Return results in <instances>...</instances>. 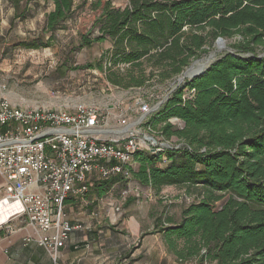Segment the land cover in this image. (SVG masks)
<instances>
[{"label": "trees", "instance_id": "16d2710c", "mask_svg": "<svg viewBox=\"0 0 264 264\" xmlns=\"http://www.w3.org/2000/svg\"><path fill=\"white\" fill-rule=\"evenodd\" d=\"M44 1L53 4L41 27L48 35L17 47H52L86 3ZM92 9L97 16L73 49L111 46L77 68L99 70L124 90L166 86L218 38L237 39L203 74L155 100L162 103L144 126L160 144L136 151L123 173L94 181L87 193H121L130 182L156 195L184 187L194 199L179 218L166 208L152 215L153 232L178 260L264 264V0H128L125 7L97 0ZM7 232L0 228V236Z\"/></svg>", "mask_w": 264, "mask_h": 264}, {"label": "rangeland", "instance_id": "374dc122", "mask_svg": "<svg viewBox=\"0 0 264 264\" xmlns=\"http://www.w3.org/2000/svg\"><path fill=\"white\" fill-rule=\"evenodd\" d=\"M83 1L86 2L83 4L84 7L73 22L68 23V29L57 32L52 47L33 50L16 45L22 40L48 35H42L41 27L44 21L43 13L52 8V3L46 5L44 0H0V49H5L3 57L0 51L1 98L22 107L73 109L79 104L94 106L101 111L107 129L115 130L129 126V130L119 134L125 136L135 134L140 140L154 137V134L144 126L148 115L142 118L140 107L143 103H148L154 108L157 104L155 100L163 99L169 85L172 84L158 88L124 90L110 85L99 70L78 69L77 67L93 62L111 46L110 42H103L81 50L73 49L79 42L80 34L88 31L97 16V12L92 9V3L97 0H74L76 5ZM109 1L116 7H125L128 3V0ZM28 6L31 7V11H27L26 14L35 16L30 18L28 16L25 20L13 19ZM236 39H226L227 48ZM221 47L224 48L220 45L219 48ZM208 49V53L202 58L218 50L215 43ZM226 50H221L217 55L223 54ZM261 52L264 53V49ZM155 90L159 91L154 92ZM172 121L179 124V121ZM158 141L159 139L155 138L153 142L142 143V147L155 146L160 144ZM135 166L137 167L136 164ZM122 193L124 191L115 193L120 195L117 197L119 208L115 211L118 219L125 217L129 205L133 202L129 200L135 197L140 201L139 210L135 211V214L140 218L141 225L148 222L146 213L148 207L151 211L154 210L156 215L166 208L170 214L179 218L182 208L194 199V195H189L184 187L165 186L156 195L151 188L139 186L134 182L129 183L126 193L123 195ZM154 217L150 216L152 224Z\"/></svg>", "mask_w": 264, "mask_h": 264}, {"label": "built area", "instance_id": "2783aa9c", "mask_svg": "<svg viewBox=\"0 0 264 264\" xmlns=\"http://www.w3.org/2000/svg\"><path fill=\"white\" fill-rule=\"evenodd\" d=\"M154 108L143 103L142 118ZM113 130L94 106L19 107L0 99V202L16 205L0 228L10 231L13 219L24 220L42 233L36 241L56 260L80 228L66 218V200L85 195L96 180L123 173L142 143L153 142Z\"/></svg>", "mask_w": 264, "mask_h": 264}, {"label": "crops", "instance_id": "0c3cea01", "mask_svg": "<svg viewBox=\"0 0 264 264\" xmlns=\"http://www.w3.org/2000/svg\"><path fill=\"white\" fill-rule=\"evenodd\" d=\"M27 9L28 12L31 11V7L28 6ZM52 9L53 6L50 10ZM50 10L43 13L44 17ZM16 15L13 19H18ZM28 16L26 14L23 19ZM0 51L3 57L5 49L1 48ZM1 97L0 92V99ZM4 184L5 179L0 175V199ZM119 196L113 192L105 196L87 193L67 199L66 218L80 228L70 234L56 260L36 241L42 235L39 230L24 220L13 219L10 223L11 230L0 236V264H195L178 260L168 250L162 235L153 232L154 222H150V216L155 211H151L150 207L146 210L148 222L140 224V218L135 214L140 205L138 198H130L129 201L133 202L129 205L127 214L118 219L115 211L119 208Z\"/></svg>", "mask_w": 264, "mask_h": 264}, {"label": "water", "instance_id": "95a60500", "mask_svg": "<svg viewBox=\"0 0 264 264\" xmlns=\"http://www.w3.org/2000/svg\"><path fill=\"white\" fill-rule=\"evenodd\" d=\"M226 43V39L220 37L216 40L215 44L216 47H220V45H225ZM226 48V47H225ZM223 48V49H225ZM228 51H231V48H226ZM220 52L219 49L214 52H212L208 57L206 58H200L195 60L188 68H186L183 73L181 75H179L171 84L172 87H176L177 85H179L180 83H182L185 79H192L195 78L197 76H200L201 74H203L207 68L212 64V62L215 60L217 53ZM206 62V64H201L196 65V63L198 62ZM165 99V98H164ZM162 103V101H160L157 106L154 109H157L160 104ZM153 109V110H154ZM152 110V111H153ZM154 140V139H153Z\"/></svg>", "mask_w": 264, "mask_h": 264}, {"label": "bare ground", "instance_id": "6f19581e", "mask_svg": "<svg viewBox=\"0 0 264 264\" xmlns=\"http://www.w3.org/2000/svg\"><path fill=\"white\" fill-rule=\"evenodd\" d=\"M222 46L224 48L225 47L227 48L226 45H222ZM218 49H219V51H221V50L223 51L224 50V49H222V47L221 48L218 47ZM203 63L206 64V62L204 61V62H198V63H196V65H199L200 66ZM127 130H129V126L128 127H124L122 129H115L113 131H115L117 133H119V132L122 133V132L127 131ZM15 210H16V205L15 204H12V203H7L6 204V203H3V202H0V223H4L5 221H7V219L11 215H13V213L15 212Z\"/></svg>", "mask_w": 264, "mask_h": 264}]
</instances>
